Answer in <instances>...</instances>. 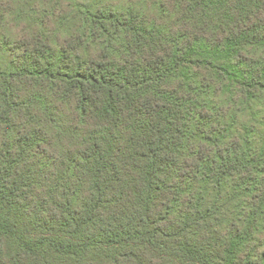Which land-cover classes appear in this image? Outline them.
Wrapping results in <instances>:
<instances>
[{"label": "trees", "instance_id": "1", "mask_svg": "<svg viewBox=\"0 0 264 264\" xmlns=\"http://www.w3.org/2000/svg\"><path fill=\"white\" fill-rule=\"evenodd\" d=\"M0 0V264H264V0Z\"/></svg>", "mask_w": 264, "mask_h": 264}, {"label": "rangeland", "instance_id": "2", "mask_svg": "<svg viewBox=\"0 0 264 264\" xmlns=\"http://www.w3.org/2000/svg\"><path fill=\"white\" fill-rule=\"evenodd\" d=\"M38 0L31 1L32 5L36 4ZM43 1V0H42Z\"/></svg>", "mask_w": 264, "mask_h": 264}]
</instances>
